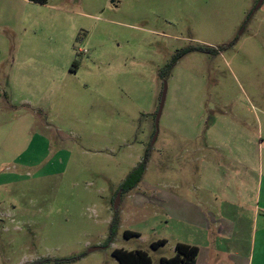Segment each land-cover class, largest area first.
<instances>
[{
  "label": "rangeland",
  "instance_id": "obj_1",
  "mask_svg": "<svg viewBox=\"0 0 264 264\" xmlns=\"http://www.w3.org/2000/svg\"><path fill=\"white\" fill-rule=\"evenodd\" d=\"M257 2L0 0V264H119L113 248L144 250L152 264L174 255L190 231L170 198L193 166L180 131L215 124L264 146ZM232 40L160 74L181 50ZM146 154L141 181L120 191ZM255 171L264 187L259 146Z\"/></svg>",
  "mask_w": 264,
  "mask_h": 264
},
{
  "label": "crops",
  "instance_id": "obj_2",
  "mask_svg": "<svg viewBox=\"0 0 264 264\" xmlns=\"http://www.w3.org/2000/svg\"><path fill=\"white\" fill-rule=\"evenodd\" d=\"M231 129L212 124L179 133L193 166L181 178L184 194L170 196L190 230L175 244L196 246L195 264H264V187L255 171L264 146Z\"/></svg>",
  "mask_w": 264,
  "mask_h": 264
},
{
  "label": "trees",
  "instance_id": "obj_3",
  "mask_svg": "<svg viewBox=\"0 0 264 264\" xmlns=\"http://www.w3.org/2000/svg\"><path fill=\"white\" fill-rule=\"evenodd\" d=\"M31 1L37 3L47 2V0H31ZM250 15H252V11L250 12L247 19L250 18ZM234 42L235 40H232L227 44H223L219 46L218 48H214L210 46H195L192 48L181 50L171 58L170 62L166 64L164 68H162L160 74L162 77L167 76L171 71L173 65L175 64V61L178 58H180L182 55L187 53L188 51L193 50L201 53L216 54L218 49L223 50L231 46ZM77 65H78V61L74 59L72 62L73 68H76ZM146 163H147V154L144 156L143 160L138 164V166L133 168L130 171V173L127 175V177L123 180L120 186V191H129L139 183L145 171ZM117 224H118V216L117 214H115L110 225L111 235L114 233ZM123 235L128 238L130 236L136 235V232L125 230L123 232ZM164 243H165L164 239H159L155 242H152L151 247L157 248L159 245ZM197 253H198V248L196 246L189 245L183 242H177L174 247V255H172L169 258L161 257L159 261L160 264H195ZM111 254L117 259L119 264H152L151 258L148 255V253L141 249L126 250L123 248H113ZM66 260H70V259H66Z\"/></svg>",
  "mask_w": 264,
  "mask_h": 264
},
{
  "label": "water",
  "instance_id": "obj_4",
  "mask_svg": "<svg viewBox=\"0 0 264 264\" xmlns=\"http://www.w3.org/2000/svg\"><path fill=\"white\" fill-rule=\"evenodd\" d=\"M263 0H258L254 10H256L262 3ZM165 92H166V83L163 84V89H162V92H161V97H160V102H159V106H158V110L155 114V118H154V125H155V135L153 136V139H152V142H154L155 138H156V134H157V126H158V120H159V117H160V114H161V110H162V106H163V102H164V96H165ZM117 204H118V196L114 202V208L117 207ZM97 249V247H92L90 248V251H93Z\"/></svg>",
  "mask_w": 264,
  "mask_h": 264
}]
</instances>
